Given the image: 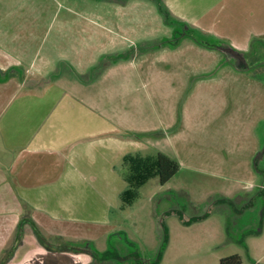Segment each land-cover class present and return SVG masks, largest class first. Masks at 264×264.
<instances>
[{"label":"crops","instance_id":"crops-1","mask_svg":"<svg viewBox=\"0 0 264 264\" xmlns=\"http://www.w3.org/2000/svg\"><path fill=\"white\" fill-rule=\"evenodd\" d=\"M153 1L159 11L165 13L167 28L171 22L196 31L199 36L184 33V36H168L164 42L170 46L155 43L139 56L133 55V59L185 60L184 53L189 55L186 49L197 51V58L205 60L206 68L196 67V71L195 63H190L192 68L187 73H200L205 78L202 81L208 78L219 82L209 87V95L206 93L202 98L199 91L194 90V84L186 93L182 84L184 68H161V71L126 68L118 72L105 71L98 74V78L85 76L83 56L77 55L72 59L67 51L59 56H42L40 47L34 48L29 43L28 36L23 33L24 26L0 15V252L8 246V237L24 217L25 208L30 211L32 220L44 229L49 228L48 234L60 233L70 239L79 237L92 241L116 230L117 226L111 222V213L115 209H125L134 199L124 200L125 190L131 186L137 189L149 179L157 178L150 175L134 184L125 157H146L157 152L170 156L176 141L184 144L198 139L199 143H213L224 136L244 139L246 151L242 155L243 162L239 165L231 161V170L240 168L245 185L258 189L256 193L247 192L245 200L248 204L254 203L257 197L264 202V166L257 167L254 162L261 156L264 159V77H255L252 67L233 66L232 54L226 49L232 48L243 54L250 52L253 45H260L262 47L252 51L256 54L264 52V0ZM24 5H15L12 11L21 13ZM2 7L0 11L8 12V5ZM71 22L62 20L56 26L57 36L53 42L49 41L52 48L60 44L58 37L66 36L62 43L68 46L65 50L69 49L73 42L67 36L72 28ZM76 25L80 50L83 44H92L95 49L96 42L84 38L86 23ZM101 27L108 25L103 22ZM110 28H129L112 31L115 39L122 41L119 45L125 39L129 44L136 36V32L131 31L133 26L124 22H114ZM200 36L213 39L226 50L218 52L217 48L200 45ZM33 48L31 56L27 57L30 53L27 51ZM216 60L217 63L213 62ZM59 65L63 66L60 72L44 83L28 84L25 83L26 78L21 80L15 72H9L17 66L27 70L30 67L32 75L41 78L55 73ZM154 72L164 76L163 82L167 86L137 83L141 76L153 75ZM191 75L194 74H188V77ZM167 77H179L177 84L171 83ZM111 78L113 82L102 83L104 79L109 81ZM206 97L213 109L209 110L207 123L224 122L230 135L225 132L205 134L214 127L185 134L186 114L199 113L198 102ZM230 105H234L235 112H224ZM238 105L241 106L240 114ZM172 126L175 128L170 132ZM216 159L218 157L210 155L207 164L213 171L222 164ZM181 163L179 160L180 166ZM198 169L203 171L202 167ZM257 181L258 184H254ZM175 210L180 209L177 206L172 207L171 212L161 209L163 216L176 215L180 221L179 216L183 214H176ZM195 213L192 215L198 222L205 221L208 215H201L197 210ZM150 215L153 218L157 216L155 213ZM187 217L183 215L182 220ZM42 219L54 222L60 228L53 230ZM26 226L30 225L23 224L22 228ZM88 227L94 229L89 230ZM84 229L86 232L83 234L77 232ZM169 240L172 242L171 234L165 250L170 247ZM41 249L36 248L37 251L51 252ZM233 253L238 252H229V255ZM258 262L256 259L253 264Z\"/></svg>","mask_w":264,"mask_h":264},{"label":"rangeland","instance_id":"rangeland-1","mask_svg":"<svg viewBox=\"0 0 264 264\" xmlns=\"http://www.w3.org/2000/svg\"><path fill=\"white\" fill-rule=\"evenodd\" d=\"M28 2L32 4L28 5ZM4 4L8 5L9 10H6L8 12L0 11V15L24 26L22 27L23 33L28 36L29 43L34 48L40 47L42 56L52 54L59 56L67 52L72 59H76L77 55L83 56L85 76L98 78L97 75L105 71L118 72L126 68L157 69L158 71H161V68H184L186 72L184 71L182 84L185 85L186 93L191 90L192 84H194V90L197 89L202 98L206 93L209 95L210 86L214 83L219 84V82H214V79L207 78L202 81L205 78L201 77L200 73H187L192 68L190 63H195L194 69L196 67L198 69L206 68L205 60L197 58L196 53L198 52L194 53V50L186 49L189 55L184 53L185 60L160 59L159 57H153L151 61L142 60L141 57L133 59V55L139 56L144 50L155 46V43L158 46L160 44L170 46L169 43L164 42L169 39L168 36H184L182 33L192 37L199 36L196 31L184 29L179 24L175 25L169 22L170 28H167V24L164 23L165 13L159 11L153 0H0L1 9ZM20 4L24 5L21 13L12 11L15 5ZM62 20L72 21V28L67 36L73 42L67 50L65 48L68 46L62 43L66 36L58 37L57 42L60 44L54 48L49 42L55 40L58 32L56 26L60 22L62 23ZM103 22H106L108 27L102 28L101 23ZM114 22H124L133 26L131 31L136 32L134 40L127 44V39H125L124 43L119 45V42L122 41L116 40L112 31H123L129 28H110ZM76 23H86V31H83L84 38L88 41H95V49L92 44H83L82 50H80L77 41V37L80 36L77 33ZM18 32H22V29H18ZM129 37L133 39L132 34ZM200 37L202 38V42L199 41L200 45L209 49L215 48L212 46L216 44L213 39ZM206 41L212 43L211 47H208L209 44ZM259 47L262 46L253 45L252 49L255 50ZM34 48L27 51L30 52L26 55L27 57L31 56ZM114 48H118V50ZM252 49L250 52L243 53L244 57L240 62L236 63L232 58L233 66H243L241 63L244 61L246 63L244 66L252 67L255 70L253 74L255 77H264V52L256 54ZM216 50L220 52L226 49L219 47ZM155 51L160 52V50ZM98 53L100 54L98 55ZM217 56L221 57V54H217ZM213 62L217 63L218 60ZM213 62H211V67ZM60 68L63 66H57L58 70L53 69L55 73L50 76L47 74L41 78L32 75L30 67L27 70L17 66L11 68L9 72H15L21 80L26 78L25 83L28 84L36 81L44 83L56 76L60 72ZM188 74L194 75L188 77ZM167 78L176 85L179 77ZM163 79L164 76H158L154 72L153 75L141 76L140 81L137 79V83L167 86L164 85ZM111 82H113V78L109 81H105V79L102 81L103 84ZM213 89L214 87H212ZM234 94L232 93V95ZM198 104L201 108L199 113H191V115L188 113L185 116V125H187L185 134L202 132L204 128L208 130L214 127L205 134L225 132L226 135H230L225 129L224 122L212 123V125L207 123L209 110L213 111L207 97ZM238 106L240 114L241 106ZM224 112L230 114L235 112L234 105L227 106ZM173 128L175 127L169 128V131L171 132ZM216 136L219 137L217 134ZM199 142L198 139L184 144L182 141L174 142L176 146L171 149L173 152L170 157L178 162L181 160L182 166H179L176 174L165 184H160L157 178L153 177L135 189L133 201L125 209H115L111 213V222L117 226L116 230L102 238H93L91 241L79 237L70 239L60 233L48 234L49 228L44 229V226L42 228L40 224L32 220L30 211L25 208L22 218L27 221L25 224L28 225V221L34 223L42 236L49 242L48 244L58 247L51 248L52 250L44 248L37 241L31 226L23 227L20 230L17 225L14 232L12 231L8 237V246L0 252V264L7 257H10L7 264H219V257L235 251L241 256L242 264H253L256 259L259 260L257 264H264V202H261L258 197L252 204L246 202L247 192L256 193L258 189L256 186H246V183L242 181L243 175L240 168L231 170L230 165L231 161H235L236 164L238 162L239 165L243 162L244 156L242 155L246 151V142L239 137L230 138V136L220 137L213 143ZM210 155H215L218 157L216 160L222 161L220 165L222 168L219 167L213 171L207 166ZM225 158L231 160L226 161ZM254 162L257 167L264 166L262 156L255 159ZM199 167H202L203 171L198 169ZM254 184L257 185L258 181ZM174 206L180 210L173 212L188 216L183 220V215L179 216L180 221L185 225L179 221L176 215L169 217L162 215L161 209L171 212L170 210ZM195 210L201 212V215L208 214L205 221L198 222L199 220L195 219L196 217L192 215ZM151 213H155L157 216L153 218ZM157 217L158 219H156ZM194 221L196 223H193ZM43 223L52 226L53 230L60 228V225L54 222L43 220ZM88 229L94 228L88 227ZM28 232L32 233L26 236L24 233ZM77 232L83 234L86 229ZM164 233H166L167 241L169 234L172 238V242L169 240L171 244L167 250H165L167 243L162 245ZM24 236L26 237L24 238ZM23 239H25L24 242L20 244ZM65 242L67 244L62 246L61 244ZM19 244L21 245L20 249L14 253V249ZM36 246L42 248L41 250L45 249L51 252L37 251ZM72 247L86 249L91 253V258L88 254L71 252L70 250H74ZM63 248L67 251L60 250ZM107 249L110 253L117 254L114 255V258L100 262L102 252ZM42 253L44 254L40 255ZM157 257L159 260H156Z\"/></svg>","mask_w":264,"mask_h":264},{"label":"trees","instance_id":"trees-1","mask_svg":"<svg viewBox=\"0 0 264 264\" xmlns=\"http://www.w3.org/2000/svg\"><path fill=\"white\" fill-rule=\"evenodd\" d=\"M208 46L211 47L210 44ZM212 46L215 48L220 47L218 44H213ZM241 64H243V66L240 65L238 67H244V64H245L244 61ZM124 160L126 162H128L131 180L134 182V184H136V182L140 181L141 179L145 180L150 175H156L158 182L160 184H165L174 174H176V172L179 170V166H180V164L177 160H175L174 158H172V157H170L164 153H161V152H157L156 154H154L152 156H146V157L127 156V157H125ZM134 195H135V189H133V186H131L130 188L125 190L122 197L124 198V200L129 201L128 199L133 198ZM25 222H27V221H24L23 219H21L19 221L18 226L20 228H22V225L25 224ZM28 225L31 226L32 232L35 235L37 241L44 248L52 250L51 248L56 249V247H58L56 245L52 246L51 244H48L49 242L44 238V236H42V234L36 228L34 223L28 221ZM165 243H167L166 233H164L162 245H164ZM65 244H67V243L65 242L61 245L63 246ZM65 248H67V247H65ZM65 248L60 249V250H65ZM72 248L74 249L72 251H76V250L80 249L78 247H72ZM65 251H67V250H65ZM115 254H117V253L114 252L112 254L108 251V249L105 250L101 254L102 260L100 262H102L104 260H109L112 257L114 258ZM9 258L10 257H7V259H5V261H3L2 264H7V262L9 261ZM157 259L159 260L158 257L156 258V260ZM241 262H242V259L238 253L226 255V256L220 258V260H219V264H241Z\"/></svg>","mask_w":264,"mask_h":264},{"label":"flooded vegetation","instance_id":"flooded-vegetation-1","mask_svg":"<svg viewBox=\"0 0 264 264\" xmlns=\"http://www.w3.org/2000/svg\"><path fill=\"white\" fill-rule=\"evenodd\" d=\"M222 47H224V46H222ZM240 56L242 58L244 57V55L242 53H241ZM231 57L236 61V63L240 62V60H242L238 55H232ZM22 242L23 241H21L20 244H22ZM19 245H17V247L15 248L14 253H16V251L19 250V248L21 247V245L20 246ZM70 251L72 252V250H70ZM74 253L88 254L89 257L91 258V256H90L91 253L89 251H87L86 249L82 248V247L80 249L76 250Z\"/></svg>","mask_w":264,"mask_h":264},{"label":"water","instance_id":"water-1","mask_svg":"<svg viewBox=\"0 0 264 264\" xmlns=\"http://www.w3.org/2000/svg\"><path fill=\"white\" fill-rule=\"evenodd\" d=\"M226 49H227V51H228L229 53H231L232 55H238V56L242 59V57L240 56L241 53H239V52L236 51L235 49H232V48H226Z\"/></svg>","mask_w":264,"mask_h":264}]
</instances>
